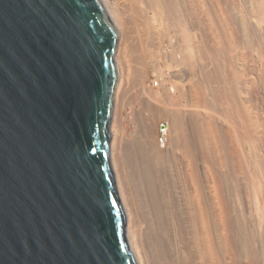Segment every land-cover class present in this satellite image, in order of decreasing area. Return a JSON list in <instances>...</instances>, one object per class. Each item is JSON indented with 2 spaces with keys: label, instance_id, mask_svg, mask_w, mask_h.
Listing matches in <instances>:
<instances>
[{
  "label": "bare ground",
  "instance_id": "obj_1",
  "mask_svg": "<svg viewBox=\"0 0 264 264\" xmlns=\"http://www.w3.org/2000/svg\"><path fill=\"white\" fill-rule=\"evenodd\" d=\"M101 2L119 33L110 162L137 264H264V0Z\"/></svg>",
  "mask_w": 264,
  "mask_h": 264
},
{
  "label": "water",
  "instance_id": "obj_2",
  "mask_svg": "<svg viewBox=\"0 0 264 264\" xmlns=\"http://www.w3.org/2000/svg\"><path fill=\"white\" fill-rule=\"evenodd\" d=\"M101 0H0V264H137L110 162Z\"/></svg>",
  "mask_w": 264,
  "mask_h": 264
},
{
  "label": "rangeland",
  "instance_id": "obj_3",
  "mask_svg": "<svg viewBox=\"0 0 264 264\" xmlns=\"http://www.w3.org/2000/svg\"><path fill=\"white\" fill-rule=\"evenodd\" d=\"M155 84H157V81L155 82ZM166 126H165V123L162 124V129H164Z\"/></svg>",
  "mask_w": 264,
  "mask_h": 264
}]
</instances>
